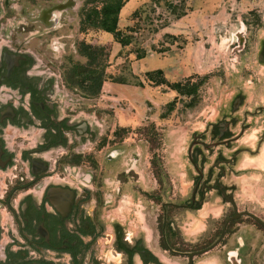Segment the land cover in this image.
<instances>
[{
  "label": "rangeland",
  "instance_id": "374dc122",
  "mask_svg": "<svg viewBox=\"0 0 264 264\" xmlns=\"http://www.w3.org/2000/svg\"><path fill=\"white\" fill-rule=\"evenodd\" d=\"M55 1L5 0L8 18L0 26V46L29 53L33 69L63 88V105L74 107L93 124L97 138L108 142L101 149L94 142L76 146L78 152L95 155L93 163L83 161L78 175L81 171L91 174L95 182L86 183L104 203V211L111 207L122 220L145 232L153 231L161 203L188 195L192 182L186 145L191 133L228 108L238 92L243 96L241 115L250 109L245 120L250 126L242 140L251 147L261 141L257 154L243 153L240 166H250V171L235 182V199L239 207L264 220V64L257 59L264 38V0H220L224 5L220 12L189 11L198 0H136V5L125 0L117 16V27L129 36L123 45L101 29H80L78 10L99 5V1L75 0L74 6L57 13L50 26L33 20L38 8ZM217 13L223 17L215 19ZM238 31L243 38L240 42ZM80 40L102 46L109 77L94 95L64 81L69 60H85L76 49ZM141 52L142 56L135 57ZM176 59L185 66L180 74L174 73L179 64ZM155 68L170 81H191L198 76L203 80L190 98L147 79L145 70ZM117 78L123 81L112 80ZM118 126L125 129L114 133ZM224 207L228 206L203 205L198 210L201 215L171 208L169 219L179 224L181 235L193 238L204 226L218 225L210 223L205 214L211 211L216 216ZM165 257L168 264H180L179 256Z\"/></svg>",
  "mask_w": 264,
  "mask_h": 264
},
{
  "label": "flooded vegetation",
  "instance_id": "af4514ba",
  "mask_svg": "<svg viewBox=\"0 0 264 264\" xmlns=\"http://www.w3.org/2000/svg\"><path fill=\"white\" fill-rule=\"evenodd\" d=\"M0 3L1 26L8 18V3ZM40 8L33 20L46 26L36 18ZM59 11L48 20L54 22ZM257 57L264 62V39ZM33 66L23 49L0 46V264H168L169 254L179 256L180 264H264V226L243 213L248 209L235 199V182L250 171L240 166L248 151L241 138L250 126L236 112L241 93L191 133L186 145L191 187L183 199L161 203L150 245L142 229L116 216L111 207L104 211V203L86 183L95 182L91 174L78 175L83 161L93 163L95 155L78 152L76 146L94 142L97 147L102 137L97 138L93 124L74 107L63 105L53 82ZM227 195L239 212L236 216ZM216 204L228 206L216 216L207 212L210 223L218 225L204 226L193 238L181 235L179 224L169 219L171 208L196 214L203 205ZM249 222L259 231L257 238L249 234L253 246L242 227Z\"/></svg>",
  "mask_w": 264,
  "mask_h": 264
},
{
  "label": "trees",
  "instance_id": "16d2710c",
  "mask_svg": "<svg viewBox=\"0 0 264 264\" xmlns=\"http://www.w3.org/2000/svg\"><path fill=\"white\" fill-rule=\"evenodd\" d=\"M88 0H86L87 2ZM99 1V5H92L88 7H81L78 10L80 14L79 25L80 29H84L86 26L98 28L103 31L109 32L114 40L120 45L127 44L129 40L128 34H124L120 28L117 27V16L120 7L125 0H89ZM136 9L132 10L135 13ZM77 52L82 55L85 60L79 62L77 60H69V64L64 72V81L68 86H77L84 93L94 95L98 93L100 84L103 79L109 77L105 74V59L102 57V46L92 45L88 42L80 40L77 42ZM143 52L136 54L135 57H140ZM147 79L152 80L154 84H165L171 89H174L178 94L190 96L194 95L197 86L203 80L202 76H198V79L194 80H168L162 75L160 68L153 70H145L144 72ZM111 78V77H110ZM114 81L122 82L123 79H112ZM125 129L124 126H118L114 129V133H120ZM105 138L102 137L101 145L104 143ZM98 145V146H99ZM74 158H79L74 155ZM254 221V220H253ZM256 225L262 227L258 222L254 221Z\"/></svg>",
  "mask_w": 264,
  "mask_h": 264
},
{
  "label": "crops",
  "instance_id": "0c3cea01",
  "mask_svg": "<svg viewBox=\"0 0 264 264\" xmlns=\"http://www.w3.org/2000/svg\"><path fill=\"white\" fill-rule=\"evenodd\" d=\"M1 1V0H0ZM127 1V0H126ZM131 1V3H132V5H136V0H133V2H132V0H130ZM130 1H128V2H130ZM195 1V0H194ZM1 4V3H0ZM134 7V6H133ZM132 8V7H131ZM130 8V9H131ZM188 10L189 11H193V12H203V11H207V10H209V11H217V12H220V11H222V10H224V5H223V3H221V1L220 0H198L197 1V3L194 5V6H192L191 8H188ZM128 11V10H127ZM192 12V13H193ZM214 16V18L215 19H217L218 17H223V14L221 13H217L216 15H213ZM182 17V16H181ZM179 19H181V18H179ZM177 20V21H180V20ZM210 20H213V18H211ZM264 39V38H263ZM257 59H258V61L259 62H261V63H263L264 64V62H262L261 60H259V58L257 57ZM176 61L179 63V64H177V67H174L173 69H174V73H178V74H180L181 72H184L185 71V66H184V64H183V61H181L180 60V62H179V59H176ZM176 68V69H175ZM169 73H171V72H169ZM53 87H54V89H55V91L56 92H58L60 95L62 94V92H64V90H63V88L62 87H59L58 86V84H57V82L56 81H53ZM234 95V94H233ZM230 101V100H229ZM228 104H229V102H228ZM243 105V102H242V104L240 105V106H242ZM240 106H239V108H240ZM239 108L237 109V114H239V116L241 117V116H243L244 115V117L246 118V116H247V111H249L250 109H248V108H245V111L243 112V115H241V113L239 112ZM246 131V130H245ZM245 133V132H244ZM263 136H264V131H263ZM244 135V134H243ZM243 137V136H242ZM242 139V138H241ZM243 141V140H242ZM259 141H261V140H259ZM259 141L257 142V144L256 145H258V143H259ZM244 143H246L245 141H243ZM260 144V143H259ZM247 145H248V151L247 152H243V153H249L250 155H255V154H252V149H253V147H251L250 146V144H248L247 143ZM255 147V146H254ZM258 148H259V145H258ZM255 149V148H254ZM109 155H112L111 154V152H109L108 153ZM257 154V153H256ZM243 162L244 161H242V164H243ZM248 167H250V166H248ZM248 167H246V166H241V169H248V170H250V168H248ZM251 167H253V166H251ZM251 171H253V170H251ZM217 205H221V204H216V206ZM200 210V209H199ZM211 212V211H210ZM213 215L215 214V213H213V212H211ZM190 214V213H189ZM197 215H201V213L199 212L198 213V211H197V213H196ZM207 214V213H206ZM206 214H205V216H206ZM191 215H195V214H191ZM218 215V214H217ZM215 216V215H214ZM207 217V216H206ZM134 226H135V224H133ZM252 225H253V223H248V224H243V228L244 229H246V232H247V236H248V240H247V242H248V244L250 245V246H253L254 245V243H255V240H253L252 238H251V234H254V236L257 238L258 237V235H259V231L257 230V228L256 227H254V225H253V227H252ZM133 226V227H134ZM143 230V229H142ZM144 231V230H143ZM199 232V231H198ZM144 233L146 234V242L147 243H149L150 245H152L153 243H152V239H151V237H150V231H144ZM250 234V235H249ZM263 245H264V241L263 242H261Z\"/></svg>",
  "mask_w": 264,
  "mask_h": 264
},
{
  "label": "water",
  "instance_id": "95a60500",
  "mask_svg": "<svg viewBox=\"0 0 264 264\" xmlns=\"http://www.w3.org/2000/svg\"><path fill=\"white\" fill-rule=\"evenodd\" d=\"M74 4H75V0H63V1H60V0H59V1H57V2H55V3H53V4H51L50 6H47V7H41L40 10H39V12H38V14H37V16H36V18H37V19H40V20H41L46 26H50V25H52L54 22H53V21L50 22V21L48 20V17L50 16V14H51L53 11H58V10H61V9L65 8V7H72V6H74ZM54 20H55V18H54ZM240 31H241V30H240ZM240 31L237 32V35H238V36H237V37H238V38H237V41H238V42H240V41L243 40ZM10 57H11L12 59H14V60L17 58V56H15L14 54H13V56L10 55ZM225 199H226V200H229V201L232 203V205H233V209H234V215L236 216L239 212L236 211V208H235V205H234V202H233L231 196H228V195H227V196H225ZM242 212H243V213H246V214H249L252 218H254L255 220H257L259 223H261V224L264 226V220H262L261 218H259L256 214L251 213V212H249L248 210H243ZM234 215H233V216H230L229 218H233ZM229 218H226V219H225L223 226L225 225L226 221H227Z\"/></svg>",
  "mask_w": 264,
  "mask_h": 264
}]
</instances>
